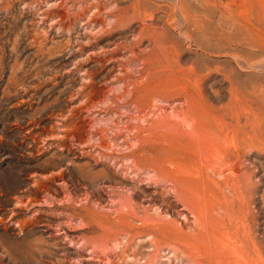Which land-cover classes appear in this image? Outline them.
<instances>
[{"label": "rangeland", "instance_id": "rangeland-1", "mask_svg": "<svg viewBox=\"0 0 264 264\" xmlns=\"http://www.w3.org/2000/svg\"><path fill=\"white\" fill-rule=\"evenodd\" d=\"M0 264H264V0H0Z\"/></svg>", "mask_w": 264, "mask_h": 264}, {"label": "bare ground", "instance_id": "bare-ground-1", "mask_svg": "<svg viewBox=\"0 0 264 264\" xmlns=\"http://www.w3.org/2000/svg\"><path fill=\"white\" fill-rule=\"evenodd\" d=\"M190 125V124H189ZM205 149V148H204ZM132 165H134V163H131ZM234 173V172H233ZM177 193V192H176ZM197 220V219H196Z\"/></svg>", "mask_w": 264, "mask_h": 264}]
</instances>
